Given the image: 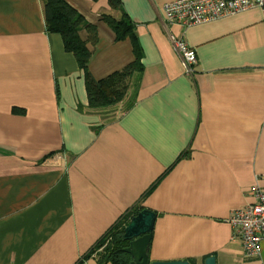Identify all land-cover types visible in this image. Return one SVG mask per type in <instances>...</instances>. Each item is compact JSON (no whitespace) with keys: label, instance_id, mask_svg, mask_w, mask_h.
I'll return each instance as SVG.
<instances>
[{"label":"crops","instance_id":"0c3cea01","mask_svg":"<svg viewBox=\"0 0 264 264\" xmlns=\"http://www.w3.org/2000/svg\"><path fill=\"white\" fill-rule=\"evenodd\" d=\"M167 1L67 0L96 26L94 78L133 61L103 15L124 14L142 51L124 98L98 111L43 0H0V264H111L89 251L136 204L156 212L151 261L264 264L227 221L264 187V12L183 26ZM168 32L195 50L190 75Z\"/></svg>","mask_w":264,"mask_h":264},{"label":"trees","instance_id":"16d2710c","mask_svg":"<svg viewBox=\"0 0 264 264\" xmlns=\"http://www.w3.org/2000/svg\"><path fill=\"white\" fill-rule=\"evenodd\" d=\"M107 3L112 9L120 10V0H107ZM43 15L46 30L58 33L61 36L64 49L73 54L83 73L87 107L99 110L118 104L124 98L132 77H135L143 69L141 62L142 51L135 41L132 23L124 14L118 19L110 15H103V20L113 30L117 40L130 39L133 61L117 71L96 79L88 70L92 47L98 37L96 26L87 22L67 0H43ZM81 29L86 30V39H81L79 36ZM143 208L141 204H136L129 209L95 243L89 252L103 246L100 252L101 262L109 261L111 264H128L129 255L121 250L127 244L122 240L121 233L130 217ZM75 264H79V262Z\"/></svg>","mask_w":264,"mask_h":264},{"label":"built area","instance_id":"2783aa9c","mask_svg":"<svg viewBox=\"0 0 264 264\" xmlns=\"http://www.w3.org/2000/svg\"><path fill=\"white\" fill-rule=\"evenodd\" d=\"M258 7L264 12V0H170L163 4L167 24L191 26ZM184 73L190 75L197 63L195 50L182 37L168 32ZM264 75V67H262ZM254 201L231 210L227 221L233 228L231 238L238 239L245 258L260 254L264 239V187L254 185Z\"/></svg>","mask_w":264,"mask_h":264},{"label":"water","instance_id":"95a60500","mask_svg":"<svg viewBox=\"0 0 264 264\" xmlns=\"http://www.w3.org/2000/svg\"><path fill=\"white\" fill-rule=\"evenodd\" d=\"M155 217V211L144 207L132 215L123 228L121 238L127 244L121 250L129 255L128 264H192L189 260H150L148 250ZM201 264H216L215 256L204 257Z\"/></svg>","mask_w":264,"mask_h":264},{"label":"rangeland","instance_id":"374dc122","mask_svg":"<svg viewBox=\"0 0 264 264\" xmlns=\"http://www.w3.org/2000/svg\"><path fill=\"white\" fill-rule=\"evenodd\" d=\"M111 108H113V107H110V108H108V109H111ZM104 110H107V109H106V108H104V109H99L98 111H104ZM102 247H103V246H101V247L98 248L99 252L101 251ZM262 247H263V245H262V242H261V248H260V253H262V255H261V261H264V250L262 249ZM261 250H262V251H261Z\"/></svg>","mask_w":264,"mask_h":264}]
</instances>
